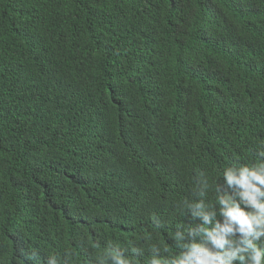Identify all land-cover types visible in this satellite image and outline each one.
I'll list each match as a JSON object with an SVG mask.
<instances>
[{"label": "trees", "instance_id": "16d2710c", "mask_svg": "<svg viewBox=\"0 0 264 264\" xmlns=\"http://www.w3.org/2000/svg\"><path fill=\"white\" fill-rule=\"evenodd\" d=\"M258 144L264 0H0V264L178 254Z\"/></svg>", "mask_w": 264, "mask_h": 264}, {"label": "clouds", "instance_id": "9594fccd", "mask_svg": "<svg viewBox=\"0 0 264 264\" xmlns=\"http://www.w3.org/2000/svg\"><path fill=\"white\" fill-rule=\"evenodd\" d=\"M258 162L251 165L230 164L222 171L224 185L210 183L200 172L196 187L198 199L183 200L181 207L201 223L174 233L178 254L168 253L167 247L150 246L146 264H264V144L254 149ZM209 190L215 201L205 203ZM218 206V207H217ZM156 228L160 222H154ZM135 256L143 254L141 247L131 246ZM132 264L118 250L109 248L99 264ZM47 264H57L52 255Z\"/></svg>", "mask_w": 264, "mask_h": 264}, {"label": "bare ground", "instance_id": "6f19581e", "mask_svg": "<svg viewBox=\"0 0 264 264\" xmlns=\"http://www.w3.org/2000/svg\"><path fill=\"white\" fill-rule=\"evenodd\" d=\"M151 245V244H150ZM150 250V249H149Z\"/></svg>", "mask_w": 264, "mask_h": 264}]
</instances>
